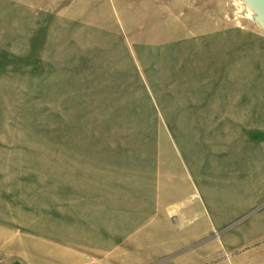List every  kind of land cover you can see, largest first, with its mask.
Masks as SVG:
<instances>
[{"label": "rangeland", "instance_id": "1", "mask_svg": "<svg viewBox=\"0 0 264 264\" xmlns=\"http://www.w3.org/2000/svg\"><path fill=\"white\" fill-rule=\"evenodd\" d=\"M118 177L172 203L207 263L264 261V31L243 0H0V246Z\"/></svg>", "mask_w": 264, "mask_h": 264}, {"label": "crops", "instance_id": "2", "mask_svg": "<svg viewBox=\"0 0 264 264\" xmlns=\"http://www.w3.org/2000/svg\"><path fill=\"white\" fill-rule=\"evenodd\" d=\"M136 185L119 177L89 178L84 199L56 204L53 217L40 216L28 231L6 228L0 257L8 264H210L201 245L175 237L167 211L172 203L162 211L157 194L142 200ZM246 264L264 261L247 258Z\"/></svg>", "mask_w": 264, "mask_h": 264}, {"label": "water", "instance_id": "3", "mask_svg": "<svg viewBox=\"0 0 264 264\" xmlns=\"http://www.w3.org/2000/svg\"><path fill=\"white\" fill-rule=\"evenodd\" d=\"M248 9L253 12V19L264 31V0H243Z\"/></svg>", "mask_w": 264, "mask_h": 264}, {"label": "built area", "instance_id": "4", "mask_svg": "<svg viewBox=\"0 0 264 264\" xmlns=\"http://www.w3.org/2000/svg\"><path fill=\"white\" fill-rule=\"evenodd\" d=\"M0 264H8L2 257H0ZM21 264V263H18Z\"/></svg>", "mask_w": 264, "mask_h": 264}]
</instances>
